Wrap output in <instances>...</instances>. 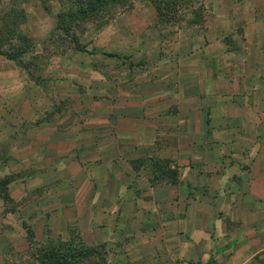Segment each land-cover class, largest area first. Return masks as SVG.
<instances>
[{
  "label": "rangeland",
  "instance_id": "374dc122",
  "mask_svg": "<svg viewBox=\"0 0 264 264\" xmlns=\"http://www.w3.org/2000/svg\"><path fill=\"white\" fill-rule=\"evenodd\" d=\"M263 29V0H0V264H238L235 244L214 253L218 177L183 188L152 150L111 162L132 136L113 127L188 105L181 89L231 125L264 109ZM242 59L260 94L229 82Z\"/></svg>",
  "mask_w": 264,
  "mask_h": 264
},
{
  "label": "crops",
  "instance_id": "0c3cea01",
  "mask_svg": "<svg viewBox=\"0 0 264 264\" xmlns=\"http://www.w3.org/2000/svg\"><path fill=\"white\" fill-rule=\"evenodd\" d=\"M260 14L262 13L256 15L257 19L261 18ZM262 34L264 35V29ZM251 48L258 54L263 52L264 43L258 42ZM246 61L241 60L240 73L228 74L229 82L236 85L237 91L242 89L245 95L249 90L247 78L251 76L256 80L251 89L258 93L259 68H253V75L247 77L246 71L251 70L245 66ZM263 61L255 60L256 64L261 65L264 64ZM262 68L264 69V65ZM218 81L219 79L212 82L207 80V89ZM187 95L182 89L178 90V99L189 98L191 101L188 105L178 104L175 111L170 113L160 112L159 106H152V110L149 109L147 113L145 110L137 119L127 113L122 114L127 123H131L130 126L124 129L113 127V130L125 131L132 136H128L130 140L116 142L117 153L113 154L111 162L129 158V154L125 153L152 150L155 154L150 156L151 159L170 161L172 167L178 170V185L183 188L196 186V182L186 183L184 171H190L196 179L198 171L195 168L198 166L204 174H209L208 180L211 181L213 175L217 176V188H210L209 183L205 187L207 192L222 196L218 205L227 213L229 222L223 223L222 234L217 236L221 238L219 243L213 242L214 253L223 252L235 244L237 247L233 257L239 258L238 264H264V109L253 108L248 118L240 113L239 122L231 125L230 120L234 117L231 109L224 107L220 113H216V109L210 105H196L201 95ZM262 96L259 99H263ZM111 115L115 116L117 122L122 116L118 113ZM141 121L142 125L139 124ZM144 127L147 128L146 131L143 130ZM166 134L172 135L169 143L161 140L157 143L159 137ZM135 135H143L144 139L135 140ZM167 150L171 153L166 154ZM235 150L240 152L235 154ZM139 172L143 174L144 169L141 168ZM231 196H235V200L232 201ZM215 221L218 222V219L211 220L210 224L214 225ZM192 222L189 219V223ZM231 228L237 229V233L234 229L229 231ZM207 239L212 243L211 238Z\"/></svg>",
  "mask_w": 264,
  "mask_h": 264
},
{
  "label": "trees",
  "instance_id": "16d2710c",
  "mask_svg": "<svg viewBox=\"0 0 264 264\" xmlns=\"http://www.w3.org/2000/svg\"><path fill=\"white\" fill-rule=\"evenodd\" d=\"M7 182L6 181H0V195L3 193V191L5 190V186H6ZM210 261V259H209Z\"/></svg>",
  "mask_w": 264,
  "mask_h": 264
}]
</instances>
